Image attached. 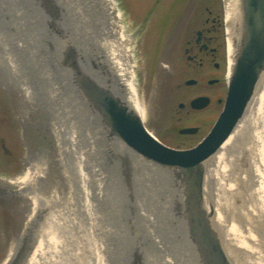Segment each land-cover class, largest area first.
<instances>
[{
	"label": "rangeland",
	"instance_id": "374dc122",
	"mask_svg": "<svg viewBox=\"0 0 264 264\" xmlns=\"http://www.w3.org/2000/svg\"><path fill=\"white\" fill-rule=\"evenodd\" d=\"M55 1L65 8V18L60 20V26L67 34L66 39L69 38L88 58L91 66L97 70L92 62V60L98 59L97 48L94 47L96 46L94 45L96 32H93L92 25L94 23L98 29L97 25L101 23L100 15L98 16L95 7H91L90 24L89 21H85L80 16L79 9L77 11L74 7L90 5V3L95 5L98 1ZM115 1V13H120L118 21L116 20L120 25L119 30L123 32L125 37L132 38L131 47H129L127 54L130 57L129 61L137 92L145 109V126L164 144L173 148H188L197 144L210 132L212 125L218 119L221 109L218 99L223 98L226 93L229 63L224 0ZM41 2L42 0H0V128L6 147L11 151L18 152L22 161H26L25 159L33 161L32 165H27L24 169L21 165L22 173H18L19 171L12 167V159L6 157L7 153L4 151L3 173H0V176L11 178V181H14V184L11 185L12 188L22 189V184L15 179H23L24 175L28 174V181H30L33 167L39 171L43 170L41 176L47 181L49 179V183L42 189L45 190L44 196H51L52 200L57 201L64 197L67 202L66 205L75 212L73 215L76 216L78 222L82 221L80 222L82 227L87 229L89 217H91L88 216V213L91 209L89 212H84L76 206H71V204L82 199L81 197L80 200L76 201L77 199L75 200L73 197L83 196V190H80L81 184L79 186L76 182L77 176L82 177L80 172L83 171V177L86 178L88 175V179L95 181L93 183L89 181L85 184L87 187L90 184L88 189L93 191L89 192L92 201L97 200L96 204L98 203L97 213L93 210L91 213L93 212V216L97 214L98 217H102L101 224L106 227V233L103 237L101 236L104 245L105 242H108V246L115 249L116 252H120L121 255L123 254L121 245H128L127 249L125 247V251L143 245L142 248L144 247L143 251H145L144 264H164L161 259L163 253L156 247L151 235L153 233V237L157 235L159 238H164L169 234L174 242V248L181 246L179 244L181 233L178 231L177 224L181 216L174 207V201H178L179 195L175 188L173 171L141 159L120 140H114L113 146L108 144L105 137V135L108 136L107 129L101 124L97 114L87 105L80 92L71 82L70 72L67 69H60L58 61L55 60L59 58L64 38L62 39L58 31L48 24L49 14ZM207 8L212 10L213 14L209 15ZM80 10L82 11L81 7ZM217 14L221 20L217 33L219 39L216 45L220 49V54L216 59L220 67L218 69L214 67L210 56L209 60H204L203 66H199L198 63L190 61L189 58L192 57L191 59H193L192 54L199 52L195 45L196 31L207 27L206 18ZM191 47H195L194 51L192 53L186 52V49ZM198 56L206 55L201 52ZM101 60L103 61L102 58ZM49 73L50 76H48ZM110 78L113 79L112 76ZM190 78L197 79L198 83L187 85L185 81ZM212 78H219L220 82L208 84V80ZM263 84L262 82L258 86V92L262 91ZM32 92L33 94H31ZM57 92L60 94L59 98L56 96ZM199 95L211 97V104L202 111L188 114V103L192 98ZM251 101L253 102V99ZM181 102L185 103L187 107L180 108ZM252 102L242 119L249 115ZM6 103L12 104L7 105ZM63 104L71 108L68 109V112L74 111V114L77 112L82 117L80 118L81 125L78 126H81L84 131L88 130V132L82 133V138L87 144L89 135H94V138L91 139L92 145L89 147L90 149L93 148L92 154L87 153L86 155L88 157L89 154L91 157L88 165H85V162L81 167L80 165L76 166V160L74 157L72 158L73 155L75 158L80 156L81 152L85 151L86 146L81 141L79 149V147L74 146L69 134L62 133L63 127L60 119L65 112L62 110ZM58 107L60 109L57 111ZM9 108H14L15 114L18 115L17 127H14L15 121L9 119L12 115V110ZM260 114L259 118L255 120L256 128L249 131L248 141L251 142L254 133L258 132L259 139L264 145V107ZM191 126H199V133L192 138L180 137L178 131L183 127ZM27 137H30L28 140L30 147L25 149ZM27 150H30L29 155L26 153ZM252 157L253 155L250 153L248 161L251 162L252 166L255 163L259 164L263 158L252 159ZM240 162L237 178L232 177V179L225 180L222 178V171L213 176L211 169L216 168L215 165L207 167L205 174L206 200L212 201L214 204L217 201L226 204L229 224H237L239 227L244 223L236 213L241 211L242 214H245L248 209H256L254 207L257 206V203L254 202L256 198L252 195L260 185L258 181L252 184L248 174L245 177L248 169L245 168V161L241 160ZM47 164L49 170H47ZM92 167L95 168V171L97 170V173L94 174H98V169H100L104 178L100 179L99 175L90 177ZM227 168L228 171L231 170L232 165H228ZM239 178L244 179V182H239ZM227 182H229L228 185H226ZM47 186L48 188H46ZM87 187L85 191H87ZM227 190L233 195L231 193L227 195ZM97 192L103 194L104 197L97 195ZM93 195L96 200L93 199ZM33 207L32 200L21 203L22 211H28V209L32 211ZM65 207L56 205L55 208L57 213L62 214ZM146 214L150 215L153 225L146 226L148 223L144 216ZM221 214L224 218L225 213L222 212ZM255 214L258 215L259 213ZM11 220L12 218H9L7 223H11ZM247 226L257 235L256 246H258L259 237L256 231H260L262 225L252 222V224L247 223ZM12 231L13 227L12 229L9 228L8 232L11 233ZM219 231L233 263L240 264L235 257V252H237L235 247L226 243L224 233L220 229ZM91 232L92 236L89 235L92 237L90 244L93 246V243L97 244L100 240V235L94 233V230ZM242 233L246 234L244 231ZM69 235L72 236L71 241L76 239L77 247L81 246L79 241L84 237L78 229L72 230ZM52 237L54 238V236ZM15 238L13 234L8 240L0 238L1 253H3L0 264L8 262L7 260L15 248ZM55 238L58 240L56 245L58 253L61 255V257H56L57 260H62L66 264H77L75 254L64 251L73 246L61 247L66 241L64 237H60L59 233ZM85 238H87L86 235ZM159 238H157L158 241ZM56 240L51 241L54 243ZM38 241L39 238L34 251L26 259L25 264L42 262L36 260L39 259L40 253ZM44 241V243H48L47 240L44 239ZM87 242L89 243V241ZM84 244H86V240ZM258 247L264 259V246ZM186 257L187 255L181 257L183 261L180 264H185ZM121 260L124 261V258ZM127 260L130 261L129 258ZM251 260L249 262H253ZM85 261L80 259L81 263ZM178 261L173 258L174 264H177ZM101 262L104 263V260ZM117 264H119L118 261Z\"/></svg>",
	"mask_w": 264,
	"mask_h": 264
},
{
	"label": "bare ground",
	"instance_id": "6f19581e",
	"mask_svg": "<svg viewBox=\"0 0 264 264\" xmlns=\"http://www.w3.org/2000/svg\"><path fill=\"white\" fill-rule=\"evenodd\" d=\"M98 2L95 3V5H83L78 7H74L79 9V14L85 21H89L91 24V21L89 20V15L91 13V7H95L96 11H98V16L100 15L101 23L97 25L98 29L94 26V23L92 25V30L96 34L95 38V48H97V58L96 60H92L94 67H96L97 70H95L91 65V62H89V66L86 68L90 73L92 78L97 80L99 84H101L104 87H107L112 92H114L115 95L122 96L124 98L126 104L133 109L137 115L141 118L142 122L144 123L145 120V109L140 101L138 92H137V86L134 79L133 70L131 68L130 64V57L127 54L129 47H131V37H125L123 32L119 30L120 25L118 24V17L120 13H115L116 10V1L115 0H97ZM242 0H224L226 5V31H227V57H228V63H229V72L231 70V67L234 62V56L235 52L237 50V41L240 36V29L242 25ZM101 6V7H100ZM80 7L82 8V11L80 10ZM99 7V8H98ZM84 9V10H83ZM103 10V11H102ZM85 13L83 14V12ZM104 13V14H103ZM103 16V17H101ZM91 17V16H90ZM117 20V21H116ZM87 30V29H86ZM122 30V29H121ZM88 32V30H87ZM103 59V61L101 60ZM59 63V62H58ZM60 69L62 67L60 64H58ZM13 67V66H12ZM15 68V67H14ZM50 76V73L48 74ZM113 77L110 78V77ZM115 78V81H114ZM117 79V80H116ZM55 82V81H54ZM262 82L264 83V74L262 76ZM259 83L260 84L262 83ZM56 83V82H55ZM264 85V84H263ZM56 88V87H55ZM259 90V87L257 88L254 96H253V102L250 107V113L246 118L240 120V124L236 126L234 131L231 133V135L225 140V142L222 144V146L219 148V150L211 156L207 162L206 166L211 167V165H215L216 168H212L211 172L213 176L217 175V172L222 171V178L225 180H229L233 178L238 177V168L241 165V160L245 161V168L247 167V172L245 174V177L248 176L251 177L250 180L253 182L257 181L259 182L258 188L254 191L253 197L256 198L255 203H257V206H254L256 209L250 210L248 209L245 214H242L241 211L237 212L238 218L244 223L242 226H237V224H229V216L227 213V206L226 204L222 203L221 201H217L216 204L212 201H205V205L207 208H211V206L215 209V217L214 222L218 229L222 230L224 233V239L226 243L229 245H233L235 247V254L236 258L239 260L240 264H264V259L261 255V252L259 251L258 246H264V164H263V158H264V145L263 142L259 139V133H254V136H252V144L250 141H248V136L250 134L249 131L251 129L256 128V119L259 118L260 113L263 111L264 107V86L262 91ZM56 95L57 98L60 97L59 92ZM257 93V94H256ZM33 94V92L31 93ZM84 99V98H83ZM85 100V99H84ZM250 102V103H251ZM88 105V104H87ZM62 110L65 112L63 113L60 123L63 127L62 133H65V135L69 134L71 136L72 142L74 146L79 147L80 149V142L83 141L86 149L85 151L81 152L80 156L75 158L73 154L74 160L76 166L83 165V163L88 165L90 164L89 154H92L89 147L92 145V138H94V135L90 136L88 139V144L86 143L85 139L82 138V133L88 132L82 130L81 126H78L81 123L82 118L80 114L74 111L68 112V109H71L68 107V105L63 104ZM60 108H57V111ZM81 125V124H80ZM75 127V128H74ZM81 127V128H80ZM76 129V130H75ZM79 131V132H78ZM154 135V134H153ZM252 135V134H251ZM106 140L108 141V144L113 146L115 144V139H111L109 136L105 135ZM29 138L27 137V142H25V149H28L30 147ZM264 138V136H263ZM77 140V141H76ZM115 140V141H114ZM81 145V144H80ZM171 147V146H170ZM85 148V147H84ZM123 148V147H122ZM109 151V150H108ZM26 153H30V150H27ZM88 154V157L86 156ZM252 153L253 157L252 159H261L259 164H253L252 166L251 162L249 163L248 157L249 154ZM69 154V153H68ZM71 154V152H70ZM243 155V157H242ZM255 155V156H254ZM256 156H258L256 158ZM24 162L25 167L30 166L33 164L32 160L25 159ZM73 160V159H72ZM90 160V161H89ZM248 161V162H247ZM253 162V160H252ZM262 162V163H261ZM73 163V162H72ZM157 165V164H156ZM228 165H232L231 170H227ZM159 166V165H157ZM252 166V167H251ZM94 167V165H93ZM92 167V174L90 175L94 177V175H99V178H104V174H101L100 169L95 171V168ZM223 168L224 170H222ZM242 168V167H241ZM76 169V168H75ZM167 170H171L168 167H165ZM226 169V170H225ZM47 170L48 164H47ZM41 172L36 169V167H33V172L31 174V180L28 181V174L24 175L23 179H15L17 182L22 184L21 188H12L11 185L14 184V181H11V178H5L3 176H0V238L7 240L12 237V234L16 237L15 238V248L10 255L8 262L6 264H10L13 259H15L17 252L23 244L26 237H32L30 238V242L28 244V251L25 255V257L21 260L20 264H25L26 259L29 257V255L34 251V247L37 244V239L39 238L38 243L40 244L39 248V259L41 260L39 264H66L62 260L58 261L57 258L61 257L59 255L57 250V242L55 237H57V233L60 234V237H64V244L61 246L65 248V245H72V248H67L64 251L71 252L75 254V257L77 258L76 262L77 264H117V261L119 264L122 261L121 258H124V261H122V264H144V252L142 246H135L128 249V251H125V247L127 249L128 245L125 246L121 245L123 254L121 255L120 252H116L115 249L108 246V242H105L101 238V236H104L106 227L101 224V218L98 217V215L94 214L93 212L97 213V204L96 199L94 195L92 196L93 199L96 201H92L91 194L89 192L91 191L89 188V185L85 183H88L91 181L92 183L95 182L92 179H88V175L83 177V171L80 172V175L82 177L77 176V185L80 186V190H83V196L73 198L78 201L81 199V201L86 202H76L75 204H71V206H76L79 208V210L84 212H89L88 216L90 220L88 223V227L83 228L82 224L76 216L73 214L72 210L69 209L68 205H66V199L62 197L61 200H52L50 197H45L44 189L45 185L49 183V179H45L41 176ZM22 173V172H18ZM244 178V176H243ZM97 180V178H95ZM240 179V178H239ZM14 180V179H13ZM102 181V180H101ZM244 182V179H240L239 182ZM81 182V183H80ZM12 183V184H11ZM229 182L226 183L228 185ZM76 186V185H75ZM87 187V191H85ZM48 188V186L46 187ZM95 191V188H94ZM88 192V193H87ZM96 192V191H95ZM226 192V191H225ZM224 192V193H225ZM228 193H231L227 190ZM233 195V193H231ZM28 195V196H27ZM97 195L104 197L103 194L97 192ZM30 196V197H29ZM96 196V195H95ZM206 196V194H205ZM29 197V198H28ZM97 197V196H96ZM80 198V199H79ZM98 199V198H97ZM32 200L34 207L31 211L28 209V211L21 210V203L23 201ZM177 201H174V207H177ZM56 205L57 206H66L64 208V212L57 213L56 211ZM217 207V208H216ZM245 207V205H244ZM253 208V206H252ZM75 209V208H74ZM144 210V209H143ZM256 211V212H255ZM225 213V219L223 218L221 213ZM255 213H259L256 215ZM251 215V216H250ZM13 216V217H12ZM25 216V218H23ZM102 216V215H100ZM146 221L148 220V223L146 226H151L153 221L151 220L150 215H144ZM259 216V217H258ZM8 217V218H7ZM98 217V218H97ZM149 217V218H148ZM250 217V218H248ZM12 218L11 223L8 222V219ZM181 219H178V231L181 233L179 248H174V242L171 240V238L168 236H165L164 238H159V236L154 235V237L151 235V238L153 239L154 243L156 244V247L159 248L160 252L162 254V263L164 264H174L173 258H176L179 260L176 262L177 264H180L183 260L181 257L183 255H187L185 264H201V261L199 260V255L197 250L195 249L194 243L189 238L187 229H186V223L185 220L180 217ZM251 219V220H250ZM21 220V223H20ZM95 221V222H93ZM252 222L260 223L262 227L259 229L260 231H256L258 234V246H256V238L257 235L254 234V232L249 229L247 226V223L252 224ZM94 223V225H93ZM21 224H23L21 226ZM226 224V225H225ZM13 231L11 233L8 232L9 228ZM78 229L81 234L83 235V239L79 241L81 246H76L77 242L76 239L71 241V237L69 233L72 230ZM180 229V230H179ZM22 230V231H21ZM94 230V233H98L100 235V240L98 243H93V246H91V236L92 232ZM148 230V229H147ZM96 231V232H95ZM246 232V234H243L242 232ZM20 232V233H19ZM150 233V232H149ZM150 233V234H151ZM18 235V236H17ZM85 235L87 238H85ZM91 235V236H89ZM51 236H54V238ZM90 237V238H89ZM126 237V236H124ZM262 237V238H261ZM82 238V236H81ZM159 238V241L158 239ZM45 240L48 241V243H44ZM86 244H84L85 240ZM51 240L56 242H52ZM89 241V243L87 242ZM178 244V245H179ZM83 245V246H82ZM39 246V245H38ZM142 249H141V248ZM175 249V250H174ZM2 248L0 247V258L2 259L3 253H1ZM175 251V255H174ZM81 252V254H80ZM136 254H139L141 257V263L140 261H136ZM105 256V258H104ZM55 257V258H54ZM57 257V258H56ZM86 260L85 262H80V259ZM127 258L130 259L127 260ZM109 259V260H108ZM252 259L249 262V260ZM104 260V263L101 262ZM117 260V261H116ZM127 260V261H126ZM37 264V263H35Z\"/></svg>",
	"mask_w": 264,
	"mask_h": 264
},
{
	"label": "water",
	"instance_id": "95a60500",
	"mask_svg": "<svg viewBox=\"0 0 264 264\" xmlns=\"http://www.w3.org/2000/svg\"><path fill=\"white\" fill-rule=\"evenodd\" d=\"M241 2L242 25L234 62L228 74L224 109L210 132L196 145L188 148H173L164 144L147 129L122 96L115 95L93 79L86 69L89 66L88 58L69 38L66 39L67 34L60 26V20L65 18V8L55 0L41 2L49 14L48 24L64 38L59 58L55 60L70 72L71 82L97 114L108 136L122 141L141 159L173 171L179 195L176 210L185 220L188 236L194 243L201 264H234L223 243V236L215 225V209L205 205L206 162L243 118L264 74V0ZM197 82L194 78L185 81L187 85ZM210 102L209 96L201 95L193 98L190 106L200 110ZM179 106L184 107L185 103L181 102ZM198 130L197 126L183 127L179 133L196 134ZM30 238H25L10 264L21 263L28 251ZM136 259L141 263L139 254H136Z\"/></svg>",
	"mask_w": 264,
	"mask_h": 264
},
{
	"label": "flooded vegetation",
	"instance_id": "af4514ba",
	"mask_svg": "<svg viewBox=\"0 0 264 264\" xmlns=\"http://www.w3.org/2000/svg\"><path fill=\"white\" fill-rule=\"evenodd\" d=\"M207 10H208V14L209 15L213 14V11L212 10H210L208 8H207ZM205 24L208 25V26L207 27H203L201 29H198L196 31L195 45L197 46L199 52L192 54V56L194 58L193 59H190V61H194V62L198 63L199 66H203L204 60L205 59L206 60L207 59L209 60L210 59L209 56H210L211 59L213 60L214 67L218 69L220 67V64H219V62L216 61V59L218 58V55L220 54V49L216 45H217V42H218V39H219V36L217 35V33H218L219 27L221 25L220 16L218 14L215 15V16H213V17H210L209 16L208 18H206ZM199 31H200V33H199ZM203 45H207V47H204ZM194 49H195V47H191L189 49H186V52L192 53L194 51ZM201 52H204V54L206 56L199 57L198 55ZM210 80H216V81L214 83H210L209 82ZM219 82H220V79L219 78H212V79H209L208 80V84H215V83H219ZM227 93H228V84H226V93H225V96L223 98H219L218 99V104L221 105V109H220V112L218 114V117H219L220 113L224 109L225 100H226V97H227ZM211 102H212V100H211ZM211 102H210V104H211ZM6 104L7 105H11L12 103H6ZM186 107L187 106L185 105L182 108H186ZM207 107H205L203 109H200V110L193 109L190 106V103H188V108H187L188 109V114H190L192 112H196V111L197 112L198 111H202V110L206 109ZM10 109L12 110V115L9 117V119L13 120V122L15 121V126L14 127H17V122L19 123L18 115L15 114L14 108H9V110ZM213 125H212V127H213ZM197 127H199V126H197ZM199 131H200V127H199V130H198V132L196 134H198ZM196 134H192V135H182L181 134V135L187 137V136H194ZM179 147H182V146H179ZM0 151H1L0 152V169H1V172L0 173H3L2 172V168H3V158H4L3 152L4 151H6V153H7V156L6 157H10V159H12V161H13L12 162V167L16 171L22 172L21 169H20L21 165H23V169L26 168L25 165H24V162L25 161H22L21 160L18 152L11 151V150H9L6 147L5 139H4L3 133L1 131V128H0ZM21 163H23V164H21Z\"/></svg>",
	"mask_w": 264,
	"mask_h": 264
},
{
	"label": "trees",
	"instance_id": "16d2710c",
	"mask_svg": "<svg viewBox=\"0 0 264 264\" xmlns=\"http://www.w3.org/2000/svg\"><path fill=\"white\" fill-rule=\"evenodd\" d=\"M180 135V134H179ZM182 135H180V137H181ZM188 138H192V136H187Z\"/></svg>",
	"mask_w": 264,
	"mask_h": 264
}]
</instances>
